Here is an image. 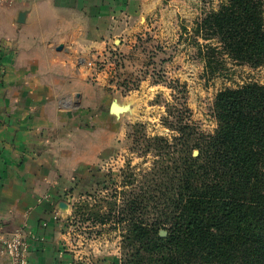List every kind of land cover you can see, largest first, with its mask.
<instances>
[{
    "label": "crops",
    "instance_id": "1",
    "mask_svg": "<svg viewBox=\"0 0 264 264\" xmlns=\"http://www.w3.org/2000/svg\"><path fill=\"white\" fill-rule=\"evenodd\" d=\"M175 5L0 0V264L16 231L29 237L26 264H120L121 234L93 231L99 223L77 232L73 204L113 173L121 114L110 108L139 92L122 96L113 76L93 79L78 59L108 49L123 59L115 72H135L139 39L153 30L155 45L166 42Z\"/></svg>",
    "mask_w": 264,
    "mask_h": 264
},
{
    "label": "trees",
    "instance_id": "2",
    "mask_svg": "<svg viewBox=\"0 0 264 264\" xmlns=\"http://www.w3.org/2000/svg\"><path fill=\"white\" fill-rule=\"evenodd\" d=\"M189 36L211 76L227 60L264 67V0H220ZM178 114L176 123L164 119L170 137L133 125L131 150L150 165L121 170L113 196L122 206L102 198L101 213L90 192L73 204V218L123 224L121 264H264V86L219 91L212 134L198 130L187 108Z\"/></svg>",
    "mask_w": 264,
    "mask_h": 264
},
{
    "label": "rangeland",
    "instance_id": "3",
    "mask_svg": "<svg viewBox=\"0 0 264 264\" xmlns=\"http://www.w3.org/2000/svg\"><path fill=\"white\" fill-rule=\"evenodd\" d=\"M175 1L176 18L168 19V27L171 30L168 40L155 45L157 39L154 38L152 30V34L139 39L141 43L137 50L138 58L134 60L138 68L136 67L135 72L123 71L122 68L119 72L108 71L110 82L113 76L116 80L114 85L121 91L122 96L125 97L128 92L134 90L139 92V96L131 100L125 112L120 115V140L117 157L113 164L114 171L112 175L104 179L100 187L92 191L91 204L102 203V198H106L108 201L116 200L117 205L122 206V199L118 197L114 199L113 196L116 186H119L121 181V170L127 168V164L138 165V170L150 165V159L140 158L138 152L131 150L134 146L133 125L143 124V133L145 132L148 136L170 137L172 133L165 127L164 119H167L170 114L172 118L167 120L170 123H176L178 112L187 108L189 119L198 130L205 134H212L216 128L212 106L219 91L235 89L249 83L264 86V67L251 68L248 65H238L227 60L225 69L220 74L211 76L205 72L204 62L198 55V48L189 35L193 23L204 14L216 10L220 0ZM182 27L187 30L183 31ZM197 41L200 44L208 43L200 38ZM122 62L121 58L116 56L114 69L117 70ZM124 190L128 192L130 187L126 186ZM102 204L104 206L101 213H104L107 210L105 204ZM75 220L77 232H89L87 227H90L92 223ZM110 221L104 226L102 232L97 229L93 231L106 234L113 230L122 235L123 224H117L115 219ZM122 256L123 251L120 248V264Z\"/></svg>",
    "mask_w": 264,
    "mask_h": 264
},
{
    "label": "built area",
    "instance_id": "4",
    "mask_svg": "<svg viewBox=\"0 0 264 264\" xmlns=\"http://www.w3.org/2000/svg\"><path fill=\"white\" fill-rule=\"evenodd\" d=\"M116 56L112 54L111 50H105L99 54L95 59L79 58V65L85 67L95 79L100 73H113L114 60ZM113 60V62H112ZM30 242L29 237L21 231H16L2 241V253L8 257L9 264H26V257L29 251Z\"/></svg>",
    "mask_w": 264,
    "mask_h": 264
},
{
    "label": "water",
    "instance_id": "5",
    "mask_svg": "<svg viewBox=\"0 0 264 264\" xmlns=\"http://www.w3.org/2000/svg\"><path fill=\"white\" fill-rule=\"evenodd\" d=\"M25 14L24 13H20L18 16V23H23V18H24ZM61 50V47H59L58 51ZM127 106L123 107V106H118L117 104H113L110 108V112L112 113H116V114H121L123 112H125ZM198 153L195 151L193 152V155L196 156ZM160 236H165V232L161 231L160 232Z\"/></svg>",
    "mask_w": 264,
    "mask_h": 264
}]
</instances>
